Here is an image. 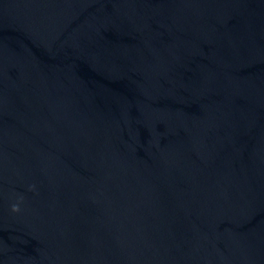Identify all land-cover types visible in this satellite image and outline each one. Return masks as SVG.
I'll list each match as a JSON object with an SVG mask.
<instances>
[{"label":"water","instance_id":"obj_1","mask_svg":"<svg viewBox=\"0 0 264 264\" xmlns=\"http://www.w3.org/2000/svg\"><path fill=\"white\" fill-rule=\"evenodd\" d=\"M0 264H264V0H0Z\"/></svg>","mask_w":264,"mask_h":264},{"label":"clouds","instance_id":"obj_2","mask_svg":"<svg viewBox=\"0 0 264 264\" xmlns=\"http://www.w3.org/2000/svg\"><path fill=\"white\" fill-rule=\"evenodd\" d=\"M19 210H20V208H19V204L18 203L12 205V211L13 212H18Z\"/></svg>","mask_w":264,"mask_h":264}]
</instances>
